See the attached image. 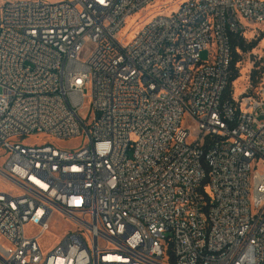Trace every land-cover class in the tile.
<instances>
[{
  "label": "built area",
  "instance_id": "2783aa9c",
  "mask_svg": "<svg viewBox=\"0 0 264 264\" xmlns=\"http://www.w3.org/2000/svg\"><path fill=\"white\" fill-rule=\"evenodd\" d=\"M49 1L0 0V264H264V74L227 96L264 0Z\"/></svg>",
  "mask_w": 264,
  "mask_h": 264
},
{
  "label": "rangeland",
  "instance_id": "374dc122",
  "mask_svg": "<svg viewBox=\"0 0 264 264\" xmlns=\"http://www.w3.org/2000/svg\"><path fill=\"white\" fill-rule=\"evenodd\" d=\"M59 0H50V3H55ZM178 1L179 0H159L157 3V7L159 6H174L172 7L173 11L178 10ZM149 8L140 11L136 16L130 19L127 27H125L124 35L130 33L136 26V29L132 31L129 35V42H132L136 36L140 33L141 29L145 27L147 23L152 20H147L148 17L152 16L155 13H158L156 10L152 13H147ZM172 11V12H173ZM248 24V23H247ZM244 38L248 43H254L256 47L248 52H240V61L237 64V71L239 78L237 81L233 83V92L235 97H240L246 91L254 90L259 83L261 82V78L264 74V26L260 25H253L248 24V29L243 34ZM210 51H205L201 54V59L203 61L209 60ZM0 92H2L0 88ZM81 117L88 121L90 117V109L86 106L83 111L81 112ZM187 122V121H185ZM193 132L196 133L197 129H193ZM54 142L56 146L60 149L64 150H77L83 146V138H77L73 140L67 141H54L52 138H45L44 136L40 137H30L25 142L27 145H34V144H42L44 142ZM4 161L0 158V168L3 167ZM0 191H14L8 185L2 177H0ZM72 230V226L62 221L60 218H56L51 222V230L49 233H46L42 238L41 244L43 249L46 252L52 251L61 241L62 239ZM39 233L38 229L30 228L28 230L29 235H35Z\"/></svg>",
  "mask_w": 264,
  "mask_h": 264
},
{
  "label": "trees",
  "instance_id": "16d2710c",
  "mask_svg": "<svg viewBox=\"0 0 264 264\" xmlns=\"http://www.w3.org/2000/svg\"><path fill=\"white\" fill-rule=\"evenodd\" d=\"M232 46H233V61L231 66V78L229 82L227 96H230L233 92V83L238 80L239 75L237 71V64L239 63L240 59V52L248 53L252 51L256 45L254 43H248L246 39L242 35L234 36L232 39Z\"/></svg>",
  "mask_w": 264,
  "mask_h": 264
}]
</instances>
